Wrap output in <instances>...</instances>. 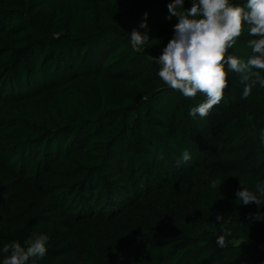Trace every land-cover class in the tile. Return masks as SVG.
I'll use <instances>...</instances> for the list:
<instances>
[{
    "label": "trees",
    "instance_id": "16d2710c",
    "mask_svg": "<svg viewBox=\"0 0 264 264\" xmlns=\"http://www.w3.org/2000/svg\"><path fill=\"white\" fill-rule=\"evenodd\" d=\"M171 2L0 0V264L33 233L49 236L35 264H264L259 206L236 197L264 180V88L242 98L229 73L221 102L190 117L206 97L168 87L155 59ZM133 29L149 43L134 48ZM251 38L245 26L229 54L247 59Z\"/></svg>",
    "mask_w": 264,
    "mask_h": 264
},
{
    "label": "clouds",
    "instance_id": "9594fccd",
    "mask_svg": "<svg viewBox=\"0 0 264 264\" xmlns=\"http://www.w3.org/2000/svg\"><path fill=\"white\" fill-rule=\"evenodd\" d=\"M183 4L184 0H172L168 4L167 19L175 16L178 23L174 26L172 39L155 59L160 66L158 76L168 87L179 90L186 98H194L198 92L206 97L204 102L189 110V116L193 119L197 115L200 118L208 116L210 110L224 98L229 73L240 75L244 83L242 98L249 97L257 84L264 88V76L257 71L264 69V0H245L243 4L230 0H191L192 6L187 10ZM144 15L146 18L148 14ZM245 26L248 36L252 37L247 41L252 51L247 59L229 54ZM139 27L147 28L146 22ZM130 42L134 48H140L149 43V35L133 29ZM246 119L253 118L249 115ZM259 141L264 144V128L260 129ZM190 160L189 151L184 150L176 161L177 167ZM221 184L213 180L210 186L219 191ZM236 197L245 206L255 203L264 207V180L258 181L253 189L241 184ZM259 207L254 215L256 220L264 219ZM223 220V215H216V223ZM221 233L216 238V244L224 248L226 237L232 232L222 225ZM48 241L47 234L33 233L23 241V246L19 241L5 244L2 251L5 254L10 252V255L5 256L3 264H28L30 259L42 258L46 255Z\"/></svg>",
    "mask_w": 264,
    "mask_h": 264
}]
</instances>
